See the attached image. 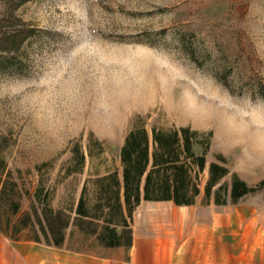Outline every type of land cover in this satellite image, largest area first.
<instances>
[{
	"label": "rangeland",
	"instance_id": "1",
	"mask_svg": "<svg viewBox=\"0 0 264 264\" xmlns=\"http://www.w3.org/2000/svg\"><path fill=\"white\" fill-rule=\"evenodd\" d=\"M10 2H19L14 15L34 30L0 59V135L8 140L12 176L24 189L32 193L42 184L53 207L73 209L84 179L118 165L130 119L146 113L162 126L211 130L206 165L222 154L249 185L264 182V0ZM14 22L4 20L5 26ZM96 139L104 152L65 177L71 146L86 151L90 144L96 151ZM202 201L200 194L196 205ZM29 204L24 195L20 212ZM169 206H139L132 231L141 242L171 245L174 254L194 251L199 238L189 234L196 220L177 224L171 234L154 226L137 230L149 216L170 213ZM219 213L221 245L235 244L237 264H248L251 253L264 261V187L220 205ZM33 234L34 227L22 229L17 240L0 233V264H136L131 250L104 249L73 224L60 247L33 241ZM257 259L251 264H260Z\"/></svg>",
	"mask_w": 264,
	"mask_h": 264
},
{
	"label": "trees",
	"instance_id": "2",
	"mask_svg": "<svg viewBox=\"0 0 264 264\" xmlns=\"http://www.w3.org/2000/svg\"><path fill=\"white\" fill-rule=\"evenodd\" d=\"M19 5V2L0 0L2 61L34 32L14 15L13 10ZM9 18L15 24L5 26L4 20ZM211 138V130L200 131L189 125L162 126L151 113L134 115L119 148L118 165L102 173L95 170L84 179L72 209L53 207L49 191L42 184H37L32 193L23 188L18 178L12 176L4 155L8 140L0 135V233L17 240L22 229L34 227L33 241L60 247L66 228L73 224L99 246L129 249L132 215L141 201L172 202L176 206L194 204L201 192V173L206 167L205 202L212 199L217 205L235 204L264 187L263 181L251 186L236 172H231L222 154L206 165ZM94 143L96 151L90 144L86 151L78 143L71 146L70 159L63 168L65 177L81 173L86 157H99L104 152L101 141L96 139ZM227 175H230L229 182L222 181ZM24 195H29V209L20 212Z\"/></svg>",
	"mask_w": 264,
	"mask_h": 264
},
{
	"label": "crops",
	"instance_id": "3",
	"mask_svg": "<svg viewBox=\"0 0 264 264\" xmlns=\"http://www.w3.org/2000/svg\"><path fill=\"white\" fill-rule=\"evenodd\" d=\"M205 170H207V167L204 169V171ZM207 175L208 174H206V179ZM200 194H203L202 189ZM146 202L151 201H141V203L135 210H138L139 206L141 207L142 205L146 204ZM169 204L170 206L169 208H167V212L169 210L170 213H166L164 214V216H149L148 220L145 221L146 223H143L141 224V226L136 227L137 230H142L143 227L150 228L154 226V229H157L158 231L162 230L163 233L171 234L175 233L174 227L177 226V224H185L189 221L196 220V226L193 227L194 231L190 232L189 234L191 235L190 238H199V240L196 241L195 244L194 242L191 243L194 244V251H186L183 254L177 252V254H174L171 250V245L170 247H168L167 244H163L160 241H154L150 244H148L146 240H143L144 242H141L138 238V231L136 232V229L133 228L132 243L130 248L127 250L132 251L134 263L145 264V262L150 261L152 262L151 264H221V261L227 264L238 263L239 259L236 258L237 255H234V251L237 249L235 247V244H231L230 246L229 242H225L223 245H221V216L219 213L220 205L215 204L212 199H210L208 202L202 201V204L200 202L198 206L196 205V200L194 204L187 206L177 207L172 202H169ZM177 209L180 210V213L174 212ZM135 213L136 211L133 212L132 215L134 220ZM230 220L231 219L229 216L226 218L223 217V222L225 223H229ZM195 231L197 232V234L195 233ZM146 248H148V251L146 252L147 254L145 253V256H143L144 250ZM168 248H170L169 252L166 251ZM255 255H258L259 257V259H257L259 260L258 263L264 264L261 255L256 253L249 254L247 263L251 264V262L255 258Z\"/></svg>",
	"mask_w": 264,
	"mask_h": 264
}]
</instances>
